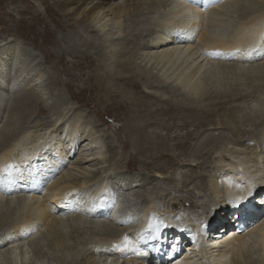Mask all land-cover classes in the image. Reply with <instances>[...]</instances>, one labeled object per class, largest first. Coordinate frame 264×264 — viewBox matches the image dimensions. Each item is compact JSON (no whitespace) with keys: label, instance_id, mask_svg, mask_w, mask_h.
Wrapping results in <instances>:
<instances>
[{"label":"bare ground","instance_id":"obj_1","mask_svg":"<svg viewBox=\"0 0 264 264\" xmlns=\"http://www.w3.org/2000/svg\"><path fill=\"white\" fill-rule=\"evenodd\" d=\"M51 1L58 13L69 22L68 27L76 33L103 30L108 26L121 31L128 25L133 27L134 37L141 39L137 43L133 41L130 50L124 49L123 52H120V47V50L116 49L121 45L117 41L119 37L107 39L108 47L97 52L95 59L83 55L84 58L73 65L72 70L81 75L86 69H92L93 75L87 78L85 87L78 93L73 92V84L80 77L66 68L64 60V54L71 51L61 50L56 59L57 64L63 67L60 77L65 81L71 100L77 99L82 103L84 99L80 96L86 93L88 103L96 100V96H100L101 102L125 99L123 103L114 101L105 110L123 112L124 123L120 125L119 132L126 131L136 136L137 155L147 159L159 158L162 165L149 167L147 163H140L147 171L164 174V163L173 160L165 153L171 147L181 151L185 157H195L197 152L214 142L203 137L212 129L222 127L223 132L232 138L220 137L212 149L216 156L225 154L224 157L218 156V160L213 161L216 163L214 167L202 166L205 174L199 179L203 192L197 200L200 202L203 197L209 202L207 206H200L203 209L201 216L190 210L198 208V204L192 202L182 201L179 204L174 201L176 199H170L162 210L155 199H147L146 195H141L139 199H142L135 202L137 195H132L134 190L138 192V188H147L152 182L143 179L139 185L130 186L138 182V176L142 175L131 174V169L137 166L136 160L125 165L127 176H114V179L127 181L126 185L130 187L125 190L110 187L114 180L112 177L106 180L102 174L86 171V166L94 157L104 161L107 142L98 136L97 129H89L90 118H82V111L69 109L66 118L61 111L64 122H58L59 125H56V119L51 125L38 126L36 130V126H18L25 112L28 119L23 118V123L31 120L34 96L20 86L23 82L20 80L21 67L17 69L19 75L12 78L10 86L7 85L10 78L6 67L9 68L12 63L15 65L24 50L12 40L14 45L9 51L0 50V96L8 94L10 98L8 110L0 105V167L7 163L14 166L0 172V226L4 225L0 227V264H43V246H53L58 254L62 251L70 253V256H65L66 264H160L155 263L154 253L146 252L150 233H159L171 249H183L182 253L175 254V261L170 257L171 261L165 264H200L199 257L207 259V254L213 251V261L209 264H264V100L258 104L259 108L255 105L257 109L252 111L250 108L251 113L248 111L255 94L264 90V0H223L204 10L195 8L188 0L189 3L182 0ZM42 4L45 14H50L51 7ZM160 7L167 13H158ZM146 9L153 10L150 17H144L141 12ZM42 17H33L27 27L33 37L42 40L40 48L45 59L50 61L53 56L45 50V46L57 47L58 41L53 38L45 17ZM53 22L59 31L67 26L57 20ZM39 24L43 25V33L33 27ZM85 45L88 46L87 40ZM256 45L259 47L255 51L245 54L249 47ZM236 49L240 51L236 52ZM217 50L222 53L224 61L206 56ZM96 59L99 64H95ZM149 65L153 66V72L148 70ZM245 81H259V85L253 91L243 92L239 87L244 86ZM169 83L170 86L167 85ZM142 92V96L138 97ZM216 100L223 101L216 103ZM157 103H164L166 108H152L158 106ZM60 104L57 108L62 110L63 104ZM40 112L44 113V110ZM256 114L260 121L258 125L252 121L257 119ZM162 119L171 121L173 129L166 123L164 125ZM107 131H110L109 128ZM82 138L89 140L87 144L92 149L83 160L74 162L72 158L76 147L79 145L80 148L83 143ZM192 144L193 152L190 151ZM121 148L128 150L129 143L123 142ZM114 152L117 154L116 150ZM77 170L87 173L75 178L72 172ZM189 180L192 185L197 182L192 175L186 181ZM225 181H231L232 186L229 187ZM175 184L172 181L168 183L165 195L172 197L177 193L180 188L178 183ZM236 184L241 186L240 189L236 188ZM32 186L42 188L41 192L31 191ZM249 188L252 189L251 196H247ZM116 196L118 200H112ZM237 196H247L238 207L228 202ZM78 198H81V203ZM69 199L71 204L64 211L55 210L56 205ZM247 202L255 206L259 213L243 211L242 217L234 221L249 218L245 232L236 235L230 226L231 220L225 225H214L225 220L229 211L239 207L244 210ZM98 205L106 206L103 211H109L108 218L98 209L93 215V209ZM139 208L141 214L138 213ZM120 213L122 216L118 217ZM153 217V223L162 221L161 226L156 232L151 229L145 231L144 226L148 227ZM107 220L109 222L104 224ZM216 231L221 234L219 239H214L218 236ZM23 232L29 235L22 237ZM70 234H74L78 241L90 236L103 237L106 245L95 248L99 245L93 242L94 249L89 246L90 252L83 249L82 244H71ZM125 235L133 241L143 236L145 239L140 247L147 254L137 256L131 251L116 249L114 245L122 244ZM193 240V243H188ZM29 248L32 250L29 251ZM31 257L34 259L31 260Z\"/></svg>","mask_w":264,"mask_h":264},{"label":"rangeland","instance_id":"obj_2","mask_svg":"<svg viewBox=\"0 0 264 264\" xmlns=\"http://www.w3.org/2000/svg\"><path fill=\"white\" fill-rule=\"evenodd\" d=\"M44 1L45 2H43V0H0V50H3L4 52L9 51L11 49L10 47H12V45H14L12 40H15L17 42L18 48H20L21 50L24 49V50H22L23 53H21V56L17 60V63L15 65L13 63L10 64L9 68H8V66L6 67V73L7 72L9 73V78H10V81H8V77H7V81H8L7 85L9 84V86H10L12 78H14L15 75H19V72H17V69L21 67L22 77L20 76V80H22L23 82L20 86H22V88L27 90V91L29 90V92H31L34 96V103L31 105V109H33L34 113H33L31 120L26 121L27 123H23L24 120H22V119L26 118L27 114H28L27 112H25L22 115V119H21L22 121L20 120L18 126H20V125H24L27 127H35L36 126L34 128L36 130L38 126L46 127V126L51 125L53 122H55L54 120H56V119L58 120L56 125H59L61 123V121L64 122V120H62V116L66 118L67 117L66 113L69 109H71V110L72 109H78V111H82V114H84V115H82V118H87V117L90 118V121L88 123L89 129H92L91 127H93L94 129H97L99 131L98 136L102 140L107 142L106 147H104L106 157H105L104 161H102L103 163L101 161L97 160V157H94L95 160L94 159H93L94 161L91 160V163H89V165L86 166V171H92V173H96L99 175L102 174V177H104L106 180L110 179L111 177H112L111 179H114L115 174H117V175L126 174L127 171H126L125 167L128 165V163L130 161L136 160L137 166L133 167L131 169V174H134V176H136L137 174L138 175L142 174V175L138 176V178H140L138 180V182H134L130 186L139 185L140 183L143 182V179H145L147 181L149 180L152 182H149V187H147V188H142V189L138 188L137 189L138 192H135V190H134L132 195H134V194L137 195V198H134V199H136L135 202H139L142 199V198L139 199V197L141 195L142 196L146 195L145 197L147 199H149V198L155 199L154 200L155 203H157V204L159 203V205H157V204L156 205L159 206V208H161V210H162V209H165V207L168 205V202L171 201L170 199H176L174 201L175 202L177 201L176 203H179V204L182 201H186L189 204H192V203L195 205L198 204L197 205L198 208H196V209L190 208V210L193 211L194 213H196L197 216H201L202 212H203L202 207L207 206L208 204H206V203L209 202L208 200L206 201V198H203V197L201 199H204V200H200V202L197 200V196L202 195V192H203L201 189L202 182L199 179L200 176H203L205 174L203 169H202L203 168L202 166H205L207 168L209 166L214 167L213 165L216 164L215 162L218 160L217 159L218 156H221L222 154L216 156L214 153V149H212V148H214L213 146L215 145V143L220 141V137H223L225 139H229L231 136L226 134V132H223L222 127L215 128V130L212 129V130L208 131L207 134H203V137L204 138H210L211 140H214V142L212 143V145L206 146V147H204V149H201L202 151L197 152L195 154L196 155L195 157H192V158L185 157L186 155L184 156V154H182L181 151L176 150L173 147H171L165 153H167L171 157H173V160L167 161V163H164V168H165L164 174L161 175L159 173L152 172L151 170L147 171L148 169H145L144 167H142V165H140V163H142V164L147 163L149 165V167L152 165L153 166L162 165L159 158L157 160L150 159V158L147 159L145 157L142 158L141 156L137 155V148H136L137 146H136V139H135L136 136H131V135L127 134L126 131L125 132H123V131L119 132V128H121L122 124L124 123V114H122L123 112L122 111H116L114 109H111L109 111L105 110L106 107H110L115 102L116 103L125 102V99L121 100L120 98H117L114 100L115 102L109 101L110 102L109 103L105 100H104V102L99 101L100 96H96V100H94L92 103H88L87 102L88 101V94L86 93V94H82L80 96L82 100L84 99L82 103H80L77 99L71 100L70 95H69L70 93H69V91L65 85V81L60 77V74L62 73L63 67H61V65L57 64V59H56V57L58 56V54L60 53L61 50L69 49L71 51V52H69V54L68 53L64 54V60H65L66 68L71 73L78 75L80 77L73 84V92L78 93L79 91H81L85 87V84L87 82V78L93 74L91 73L92 69H90V70L86 69L85 71L82 72L81 75H79V73L76 70H72L73 65L80 62L85 56H90L93 59H95L96 58L95 54L97 52H99L100 50H104L108 47L107 46L108 45L107 39H113L114 38L113 40H115V37L116 38L119 37L120 40H117V41H119L122 46L121 45L117 46L116 49H118V50L121 49L120 52H123L124 49L130 50L131 43L133 41L137 43L141 39L134 37V34H135V33L133 34L134 29L132 26H128V25L124 26L121 29V31H119L118 29L116 30L115 28H113L111 26H108L103 30L102 29H98V30L95 29L93 32L85 30V32L79 31L76 33V30H73V29L68 27L69 22H67V19H65L62 14L58 13V10L52 4V1L51 0H44ZM42 3H45L46 6L49 5L51 7V9L49 11L50 14H48V13L45 14V10H44L45 6ZM152 11L153 10H151V9H149V10L146 9V10H142L141 12L144 13V17H150L151 16L150 12H152ZM157 11H158V13H160L162 11L160 14L167 13L166 10L162 9V7H160V9H157ZM145 14H147V15H145ZM52 15H54V16H52ZM35 16H39L41 18H43L42 16L45 17V23L48 26V30L50 32H52L53 38L56 41H58L57 47H54L53 45H50V44H47L48 46L47 45L45 46V50H47L53 56V58L50 61L45 59L43 50L40 48L42 40L40 38L33 37L32 33L30 31H28L30 28L28 29L27 26L31 22V19ZM52 20L53 21H55V20L60 21L62 24H64L65 26L67 25V26L65 29L59 31L58 29L55 28L54 22ZM33 27L38 32L43 33V25L39 24V25H35ZM135 29L141 30L140 27L139 28L135 27ZM117 31L120 34H118ZM138 32H141V31H138ZM122 35L124 37H122ZM86 40L88 41V46L87 45L84 46ZM119 47H120V49H119ZM4 52H2V53H4ZM83 55H84V57H83ZM8 58H9V60L12 61L11 56L10 57L8 56ZM95 64H99L97 59H96ZM152 67L153 66L149 65L148 70L153 72V70H151V69H153ZM9 70H11V71H9ZM16 72H17V74H15ZM155 73H156V71L154 72V74ZM36 79H38V80H36ZM24 80H26V81H24ZM34 80H36V82ZM31 81H32V83H31ZM53 81H55V82H53ZM0 82H1V79H0ZM167 85L170 86V83ZM171 85H173V84H171ZM256 85H259V81L254 82V83H252L251 81H245L244 86L242 85L239 88L240 89L242 88L241 90H243V92H244V90H245V92H249V91H253L254 89H256ZM253 87H255V88H253ZM12 92L14 93V90ZM132 92L136 93L134 91H132ZM142 94H143V92L137 96L141 97ZM0 98H1L0 99V105H2V109L6 108L8 110L10 108V98L8 97V94L5 96H0ZM254 99H255L254 102L252 104L249 103V105H248L249 113H251L250 108H251V110L252 109L255 110V109H257V107L259 108V105L263 102L264 90L261 89L260 91H258L255 94ZM167 100L168 99L166 98L165 101L167 102ZM222 101L223 100H216V103H218V102L221 103ZM59 102L61 103L60 105L63 104L61 107L62 110L61 109L59 110L57 108L59 105ZM156 105H158V106H153L152 108H154V107H156L158 109L161 107H162V109L166 108V106H164L165 105L164 103H162L161 105H159V103H157ZM255 105H257V107ZM7 106H9V108H7ZM6 109H5L4 114H3L4 118H5V113H7ZM40 110H44V113L40 112ZM61 111L64 112L63 113L64 115H62V116H61ZM85 115H86V117H85ZM90 116L93 119H91ZM256 116H257V114H256ZM19 118H21V116ZM114 118H116L115 121H113ZM27 119H28V117H27ZM33 119H34V121L32 122ZM161 121L163 122L164 125L167 124L166 126L173 129L172 127H174V125H172L173 123H171V121H169L168 119H164V120L162 119ZM252 121L256 125H258L260 123L258 116H257L256 120L252 119ZM58 122H60V123H58ZM92 125H94V126H92ZM107 128H109V130L112 131L113 133L110 131H107ZM176 132L174 134H176ZM101 133L104 136H102ZM63 135H64V133H62V136ZM83 139L84 138H82V140H81L83 143L80 145V148L78 145L75 149L76 150L75 156L72 158V160L74 162L76 160L79 161L80 159L83 160L85 157V154H89V151L92 149L88 145L89 140L87 139L86 141H84L85 139L84 140ZM125 141H127L129 143V149L128 150H122V148H121L122 143ZM105 142H104V145H105ZM134 149H136V150L134 151ZM115 150L117 151V154H116V152H114ZM193 150H195L194 144H192V146L190 147V151L193 152ZM224 155L225 154H223L221 157H224ZM145 160H147V161H145ZM213 161H215V162H213ZM173 164H176V166H173ZM109 169H110V171H109ZM179 169H180L181 173H180ZM113 170H114V172H113ZM116 170L119 172H117ZM137 170H139V171H137ZM86 171L77 170V171L72 172V174H73V177H75V178H77V177L81 178L84 173L85 174L87 173ZM103 173H104V175H103ZM106 174L107 175L109 174V175L107 176ZM190 175H192V177H195V179H197V182L194 183L195 185L194 184L192 185L190 183L191 180H189L188 182L186 181V180H188V176H190ZM126 176H127V174H126ZM171 181L173 183L175 182L176 183L175 185L179 184L177 187L180 189L177 191V193H174V196L172 195V197H168L167 195H165V190H166L168 183H170ZM122 182H123L122 180L120 181L116 178L113 180L112 183H110V187L113 186V187H115V189L120 187V189H122V190H125L124 188L128 187V189H129L130 186L126 185L127 181L126 182L124 181L123 184H122ZM145 183L146 182H144V184ZM189 184H191V185L189 186ZM123 185H124V187H123ZM144 189H146V190L144 191ZM129 192H131V191H129ZM125 193H127V192H125ZM69 202H70V199H69ZM201 205H202V207H200ZM187 210H189V209H187ZM164 214H167V213H164ZM121 216L122 215L120 213L118 215V217H121ZM108 222H109V220L104 222V224L108 223ZM233 224H235V223H233ZM3 226L4 225H1L0 227H3ZM218 231H216L217 232L216 235H218V236H214V239H217V238L219 239L221 237V236H219L221 234ZM102 238L103 237L99 238V237H95V236L94 237L90 236V237L81 238L78 241L77 238H75L74 234H70V236H69V240H70L71 244H73L74 242H77L80 245L82 244V248L88 249L90 252L92 251L90 249H94L93 242H95L99 245V246H95V248L96 247H101V248L105 247L106 239H102ZM187 239H190V237L187 236ZM190 242L193 243L194 240L189 241L188 243L190 244ZM189 244H186V245H189ZM89 246H90V249H89ZM42 249L44 250V256H45L44 257L45 263H43V264H51V263L52 264H61V262H62V264H66L65 256L68 257L71 255L70 253L64 252V251H62L60 254H58L56 249L53 246H50V247L49 246H47V247L43 246ZM78 249H80V248H78ZM30 250H32V248H29V251ZM93 251H95V250H93ZM213 253H215V252L213 251ZM213 253L209 252L207 254V259H202L201 257H199L200 258L199 263L200 264L211 263V261H213V259L211 258V255H214ZM32 259H34V257H31V260ZM76 263L80 264L79 262H74L71 264H76ZM89 264H90V262H89Z\"/></svg>","mask_w":264,"mask_h":264},{"label":"snow or ice","instance_id":"obj_3","mask_svg":"<svg viewBox=\"0 0 264 264\" xmlns=\"http://www.w3.org/2000/svg\"><path fill=\"white\" fill-rule=\"evenodd\" d=\"M212 2L213 3L219 2V0H212ZM256 47H259V45L249 47L245 54H250L251 52L255 51ZM235 51L239 52L240 50L236 49ZM221 54L222 53H220L218 50L208 53V55H210V56H219ZM13 167H14L13 164L7 163V164L3 165L2 167H0V172L8 171V170L12 169ZM225 183H227L229 187L232 186L231 181H225ZM235 186L237 189H240V187H241L239 184H236ZM251 195H252V189L249 188L247 190V196H251ZM247 196H237L234 200L230 199L228 202L233 204V206L238 207L241 201L247 199ZM154 220H155V217H153L152 220L149 221L148 228L145 231H147L148 229H151L154 232L158 231L159 227L162 224V221L153 223ZM143 240H144L143 236H141L138 240L133 241L127 235H125L123 237L122 244L114 245V247L120 251H125V250L131 251V252L135 253V255H137V256H145L147 253L140 247V244L143 242Z\"/></svg>","mask_w":264,"mask_h":264}]
</instances>
